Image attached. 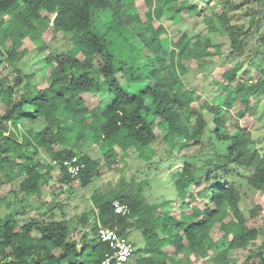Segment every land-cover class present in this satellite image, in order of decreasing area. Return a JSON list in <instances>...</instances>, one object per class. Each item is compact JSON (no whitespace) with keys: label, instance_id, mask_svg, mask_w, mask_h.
Here are the masks:
<instances>
[{"label":"trees","instance_id":"16d2710c","mask_svg":"<svg viewBox=\"0 0 264 264\" xmlns=\"http://www.w3.org/2000/svg\"><path fill=\"white\" fill-rule=\"evenodd\" d=\"M134 1L0 0V53L7 51L4 60L14 62L22 57L26 48L18 49L25 38L35 41V22L39 20H45L58 38L72 43L69 50H46L45 61L52 68L41 88L28 90L18 69L13 84L0 77V184L26 174L18 183L20 190L39 198L40 168L57 166L61 179L71 181L75 177H70L60 162L77 155L85 164L77 177L82 186L88 185L98 176L97 162L80 153V141L84 140L97 146L108 164L114 147L124 152L130 148L139 151L154 146L159 139V146L170 155L196 145L200 150L208 127L205 111L212 124V137L206 144L210 143L213 156L197 170L184 154L174 185L185 193L191 185L203 182L204 187L190 194V199L204 197L207 203L199 208L184 197L178 198L189 211L178 219L162 212L155 216L158 205L148 204L140 191L97 190L92 194L96 216L93 224L90 216L79 220V238L71 237L68 221L45 217L46 212L40 213L36 207L35 216L23 222L17 219V211L11 210L0 218V264H99L110 248L98 240V226L116 228L126 237L131 229H140L151 254L138 259L137 264H181L180 259L162 251L166 245H172L176 253L188 247L203 264H233L232 252L254 245L261 234L240 209L238 185L226 176L235 170L245 171L247 185L264 191V155L252 147L249 130L233 123L236 131L230 133L226 125L236 100L245 105L234 112L239 118L252 98L264 96V71L253 75L239 70L238 61L223 72L225 83L216 81L226 95L204 100L198 109H191L197 93L181 79L186 72L182 59L196 57L202 45L211 46V57L219 54L220 48L208 39H196L188 52L184 45L175 46L160 37L162 25L155 27L153 20L164 15L163 6L177 0H143L144 19L135 11ZM183 3L181 0L166 7L170 17L184 10ZM99 13L107 14L110 20L98 26ZM223 23L230 40L229 53L237 56L246 46L245 30L226 20ZM5 42L10 44L5 47ZM125 84L146 85L132 96L124 89ZM102 89L106 94L93 107L81 96ZM14 92H20L19 99L12 102ZM22 119L27 123L20 131ZM33 121L41 128L33 130ZM40 151L46 156H38ZM114 201L126 203L129 213H114ZM255 208L250 209L251 216ZM212 230L222 232L218 240H213ZM156 253L162 254L160 260ZM243 264H264V250L248 253Z\"/></svg>","mask_w":264,"mask_h":264},{"label":"rangeland","instance_id":"374dc122","mask_svg":"<svg viewBox=\"0 0 264 264\" xmlns=\"http://www.w3.org/2000/svg\"><path fill=\"white\" fill-rule=\"evenodd\" d=\"M154 1L162 3L164 0ZM179 1L181 0L172 1L167 6H163L164 15L160 19L153 20L155 27L159 24L162 25L160 37L169 40L175 46L184 45L188 52L191 47H194L196 39L201 41L208 39L211 45H217L220 48V53L211 57V46L202 45L196 57L182 59L186 72L181 75V79L188 88L197 93V97L190 103V108L195 110L204 100H212L216 96L224 97L226 95V90L221 88L216 81L225 83V80L222 79L223 72L238 61L241 64L239 70L253 72V75L264 71V4L262 0H184V10L178 14H172L170 17L166 7ZM134 2L135 11L144 19L146 9L144 1L135 0ZM219 15H222L221 19ZM97 17L98 26L104 25L110 20L105 13H99ZM224 20L228 21L229 25H240L245 30L246 46L237 56H232L229 53L230 40L227 35L226 23H223ZM35 24L38 30L36 39L35 41L24 39L18 49L19 51L26 48L21 58L9 62L4 60L7 51L3 50L0 53V60L3 61L0 64V77L13 84L17 74L16 69H18L20 76L24 79L23 83L27 82V89L30 91L46 85L47 76L52 68V64L45 61L46 50L65 51L72 47L70 41L58 38L59 34L55 33V30L50 28L45 20L36 21ZM182 34L185 35L184 38H181ZM9 44V42H5V47ZM132 44L136 45L134 41ZM77 56L81 57V54L78 53ZM145 85L125 84L123 87L133 96L143 90ZM19 93H13L12 102L19 99ZM105 94L106 90L102 89L94 93L84 92L81 96L90 107H93L100 102ZM235 103V109H232L229 122L226 125L227 131L230 133L236 131L233 123L249 130L253 140L252 147L257 148L259 153L264 155V96L252 98L249 108L239 118L234 112L239 108L244 109L245 105L239 103V100H236ZM24 109L31 113L29 108L24 107ZM0 110H3L2 106H0ZM203 113L207 118L208 127L202 136L200 150L196 145L175 150L170 155L164 150L163 145L159 146L161 142L159 139L154 145L157 149L152 144L141 147L139 151L130 148L124 152L120 148L114 147L112 155L109 157L111 163L108 164L105 155L97 146L88 144V140L80 141V153L91 156L97 162L98 176L93 178L91 183L82 186L78 177L71 181H63L61 171L57 166L50 169L43 165L39 170L43 176L39 183L40 197L37 198L35 194L27 196L20 190L18 183L26 177V174L21 173L14 181H4L0 184V218L13 210L17 211V219L23 222L35 216L36 207L40 213L46 212L43 215L45 217L50 216L52 219L68 221L71 227V237L79 238L82 234L79 220L83 216H90V224H93L91 222L93 215L96 216L92 194L97 190L111 189L129 194L140 191L148 204L156 203L158 205L154 213L155 216L162 212L182 219V214L189 211L188 207L182 206V202L178 198L184 197L186 201H191L199 208H203L207 203V199L204 197L190 199V194H194L204 187L203 182L191 185L185 193H180L174 185V179L178 177L184 154L188 156L187 159L192 161L197 170L202 167L206 158L213 156L210 143L206 144L212 137L209 133L212 129L211 119L205 111ZM25 123H27L25 119L20 120L18 124L20 131H23ZM30 126L33 130L41 128L35 121L30 123ZM38 156L45 157L46 154L40 151ZM148 156L152 157L147 159ZM246 175L245 171L235 170L230 172L226 178L238 185L240 209L246 217H249L252 226L260 228L261 234L254 245L232 252L235 259L233 264H243L248 253L264 250V191L249 187ZM253 207L257 208H255V214L251 216L250 209ZM221 234L222 232L219 230L211 232L213 240H218ZM128 238L134 246V253L127 264H137L138 259L151 254L145 246L146 240L140 229H131ZM162 251L173 259H180L181 264H203L200 257L192 253L188 247L176 253L172 245H166ZM212 251L209 250V254ZM155 258L160 260L162 254L156 253Z\"/></svg>","mask_w":264,"mask_h":264},{"label":"built area","instance_id":"2783aa9c","mask_svg":"<svg viewBox=\"0 0 264 264\" xmlns=\"http://www.w3.org/2000/svg\"><path fill=\"white\" fill-rule=\"evenodd\" d=\"M262 1L264 4V0ZM52 163L57 162L53 161ZM60 164L70 177H77L85 167L84 162L77 155L62 160ZM112 206L116 214L127 215L129 213V207L126 203L114 201ZM97 238L99 241L107 243L110 248V252L104 254L99 264H127L129 262L134 253V246L128 237L119 234L116 228L98 226Z\"/></svg>","mask_w":264,"mask_h":264}]
</instances>
